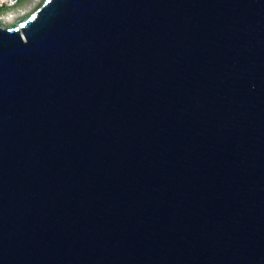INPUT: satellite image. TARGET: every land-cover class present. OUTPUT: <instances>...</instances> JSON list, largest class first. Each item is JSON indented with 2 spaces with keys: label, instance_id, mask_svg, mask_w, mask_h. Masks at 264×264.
Listing matches in <instances>:
<instances>
[{
  "label": "water",
  "instance_id": "95a60500",
  "mask_svg": "<svg viewBox=\"0 0 264 264\" xmlns=\"http://www.w3.org/2000/svg\"><path fill=\"white\" fill-rule=\"evenodd\" d=\"M0 264H264V0L0 20Z\"/></svg>",
  "mask_w": 264,
  "mask_h": 264
},
{
  "label": "rangeland",
  "instance_id": "374dc122",
  "mask_svg": "<svg viewBox=\"0 0 264 264\" xmlns=\"http://www.w3.org/2000/svg\"><path fill=\"white\" fill-rule=\"evenodd\" d=\"M43 2L44 0H19V3L16 7H14L13 10L12 16L14 17V19L10 21L8 18H6L5 20L7 21V23H13L19 19H22L27 13L35 11Z\"/></svg>",
  "mask_w": 264,
  "mask_h": 264
},
{
  "label": "built area",
  "instance_id": "2783aa9c",
  "mask_svg": "<svg viewBox=\"0 0 264 264\" xmlns=\"http://www.w3.org/2000/svg\"><path fill=\"white\" fill-rule=\"evenodd\" d=\"M18 3L19 0H0V10H2L0 20L1 18L12 16L11 11L14 10V7H16Z\"/></svg>",
  "mask_w": 264,
  "mask_h": 264
},
{
  "label": "crops",
  "instance_id": "0c3cea01",
  "mask_svg": "<svg viewBox=\"0 0 264 264\" xmlns=\"http://www.w3.org/2000/svg\"><path fill=\"white\" fill-rule=\"evenodd\" d=\"M0 12H2V11H0ZM11 13H12V15H13V10L11 11ZM1 14V13H0ZM12 17V16H11ZM13 19H14V17H13ZM1 20H2V23H7V21L5 20V18H1Z\"/></svg>",
  "mask_w": 264,
  "mask_h": 264
},
{
  "label": "bare ground",
  "instance_id": "6f19581e",
  "mask_svg": "<svg viewBox=\"0 0 264 264\" xmlns=\"http://www.w3.org/2000/svg\"><path fill=\"white\" fill-rule=\"evenodd\" d=\"M7 18L11 21V20L13 19V16H12V17L10 16V17H7ZM5 19H6V18H5ZM8 19H7V20H8Z\"/></svg>",
  "mask_w": 264,
  "mask_h": 264
}]
</instances>
